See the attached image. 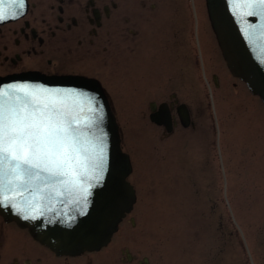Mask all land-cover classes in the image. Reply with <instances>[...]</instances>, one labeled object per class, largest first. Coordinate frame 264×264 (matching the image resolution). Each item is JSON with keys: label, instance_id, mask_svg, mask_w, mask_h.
<instances>
[{"label": "rangeland", "instance_id": "rangeland-1", "mask_svg": "<svg viewBox=\"0 0 264 264\" xmlns=\"http://www.w3.org/2000/svg\"><path fill=\"white\" fill-rule=\"evenodd\" d=\"M172 1L179 16L188 20L193 19L191 1L195 3L204 44L199 0ZM201 1L210 27L205 0ZM218 53L222 58L219 48ZM125 66L119 53L106 89L122 149L131 158L128 180L137 200L112 241L137 252L139 258L146 257L149 264H217L214 256L219 247L225 264H264V105L260 99L239 79H232L224 63L222 86L213 92L214 109L211 103L208 111L213 130L207 131L205 124L194 131L179 128L162 139L149 121L148 105L139 100L142 90L131 84L139 78L127 77ZM191 92L185 96L188 102L194 98ZM246 257L252 259L245 262Z\"/></svg>", "mask_w": 264, "mask_h": 264}, {"label": "flooded vegetation", "instance_id": "flooded-vegetation-1", "mask_svg": "<svg viewBox=\"0 0 264 264\" xmlns=\"http://www.w3.org/2000/svg\"><path fill=\"white\" fill-rule=\"evenodd\" d=\"M201 2L204 44L193 1V19L188 20L179 16L172 0H23V4L0 0V77L30 71L83 75L97 79L107 91L108 73L121 53L126 76L139 78L131 82L142 90L139 100L148 107L154 105L153 115L161 122L153 125L160 138L172 136L179 128L194 131L203 124L207 131L213 130L209 107L216 101L213 92H219L225 68ZM189 90L194 97L190 102L185 99ZM108 99L112 104L109 94ZM184 112L187 126L181 122ZM238 245L240 252L242 245ZM221 248L214 256L217 264H225V253L219 257ZM0 264L149 262L113 241L95 252L59 256L35 241L26 229L0 216Z\"/></svg>", "mask_w": 264, "mask_h": 264}, {"label": "water", "instance_id": "water-1", "mask_svg": "<svg viewBox=\"0 0 264 264\" xmlns=\"http://www.w3.org/2000/svg\"><path fill=\"white\" fill-rule=\"evenodd\" d=\"M206 7L229 71L264 104V7L253 0H206ZM37 89L74 90L93 96L102 105L103 120L87 127L93 113L86 101L72 95L51 96ZM0 92L7 93L2 97L6 104L17 102V97L24 99L25 93H34L41 101L56 99L72 108L88 133L85 146L94 157L102 149L105 160L103 180L98 184L90 178V165H76L72 173L75 182L57 184L54 189L40 181L9 183L11 177H6L0 182V216L27 229L33 239L57 255L78 256L100 250L136 202L135 190L127 181L131 162L121 150L119 128L101 85L83 76L26 72L0 77ZM150 107L153 111L154 105ZM180 117L187 126V112ZM150 120L161 122L153 113Z\"/></svg>", "mask_w": 264, "mask_h": 264}, {"label": "snow or ice", "instance_id": "snow-or-ice-1", "mask_svg": "<svg viewBox=\"0 0 264 264\" xmlns=\"http://www.w3.org/2000/svg\"><path fill=\"white\" fill-rule=\"evenodd\" d=\"M18 2L23 4V0ZM253 2L264 7V0ZM37 92L82 98L93 113L87 127L103 120L102 105L93 96L74 90L37 89ZM4 95L7 93L0 92V182L11 177L9 183L40 181L54 189L57 184L67 186L75 182L72 173L76 165H90L93 174L90 178L97 184L102 182L103 150L94 157L85 146L88 133L81 128L72 108L56 99L41 101L34 93H25L24 99L17 97V102L6 104L2 100Z\"/></svg>", "mask_w": 264, "mask_h": 264}]
</instances>
